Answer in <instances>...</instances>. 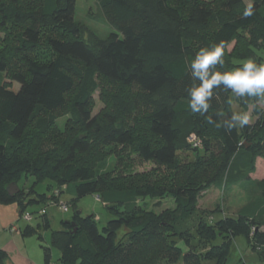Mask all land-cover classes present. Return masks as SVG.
<instances>
[{
  "label": "trees",
  "instance_id": "trees-1",
  "mask_svg": "<svg viewBox=\"0 0 264 264\" xmlns=\"http://www.w3.org/2000/svg\"><path fill=\"white\" fill-rule=\"evenodd\" d=\"M76 1L0 0V204H17L23 217L30 206L24 191L11 197L8 188L27 175L35 185L49 180L52 197L56 190L97 195L115 219L101 232L94 216L77 212L53 232L62 264H224L231 239L241 236L252 250L264 249V181L253 218L210 226L197 210L210 187L233 188L255 172L256 157H264V116L254 127L229 132L205 117H230V91L215 90L205 117L191 113L185 92L193 83L186 61L202 47L225 44V67L218 71L249 58L264 63V0H254L255 15L248 18L245 0H95L116 31L106 38L76 20ZM97 91L104 109L94 116ZM234 98L256 115L253 98ZM59 113L72 115L64 130L57 127ZM191 135L205 149L184 161L181 152L196 150L188 145ZM110 156L114 168L98 171ZM135 159L155 168L135 173ZM166 196L176 201L174 210L158 215L139 206ZM34 232L26 229L23 237ZM218 236L223 244L214 246ZM179 243L190 251L182 254ZM7 260L0 249V264ZM44 261L52 264L49 249Z\"/></svg>",
  "mask_w": 264,
  "mask_h": 264
},
{
  "label": "rangeland",
  "instance_id": "rangeland-1",
  "mask_svg": "<svg viewBox=\"0 0 264 264\" xmlns=\"http://www.w3.org/2000/svg\"><path fill=\"white\" fill-rule=\"evenodd\" d=\"M245 1L246 3L249 2V0ZM76 20L101 38H106L111 35L112 32H116L115 28L109 24L108 18L102 10L99 9L95 0L76 1ZM249 36L250 34L247 32V37ZM234 47L235 44H231L229 52H232ZM245 61L246 60H244V62ZM242 63L239 65H242ZM1 78L3 83L9 85L13 91H19L20 86L6 78V75H1ZM93 97L95 100L93 115L97 116L104 109V104L101 101L99 91L94 93ZM231 102L233 111H242L234 96L232 97ZM61 114L62 113L58 114L60 117L57 120V127L64 130L67 121L72 115ZM255 116L256 115L253 113L254 120L250 126L254 127L258 123L260 117L257 119ZM188 145L190 146L189 141ZM204 149L205 143L202 140L200 146H198L196 150L194 149L195 151H183L180 153V158L184 161H192L196 159L195 154L203 152ZM136 160L137 159H135V161ZM115 165V157L110 156L107 163L97 170L100 172L111 171ZM153 168H155L154 164L139 163L138 161L135 162L133 167L135 173H149ZM262 181H264V157L257 156L255 159V172L250 175L248 181L242 182L233 188L229 186H224L223 188H218L217 186L210 187L207 192L201 193L198 200L197 210L200 215L203 214L202 216H207V221L210 226L218 224L217 222L220 221V219H237L240 215L253 218L256 214L254 213L255 206L257 204L258 207L261 202L258 184ZM50 185L52 184L49 180L35 185L34 178L28 175L18 183L20 190L24 191V200L30 205L23 217L28 214L31 219L30 221H27L25 217L21 218L19 216L20 221L17 222V227L22 231L26 229H32L35 231L33 236L28 237L26 245L31 247L30 251H36L39 254L43 264H45L44 256L46 249L50 250L52 264H62L60 262V252L51 245L53 232L65 229L66 224L76 217L77 212H81L80 217L83 219L94 216L96 225L101 232H104L108 223L115 219V216L97 195L76 198L67 192H63L60 196V190H56L57 186L54 185V190L56 191L53 192L52 197L51 193L47 192ZM57 192H59V195H57ZM45 193H47L46 198L41 197V195ZM52 198H58L59 200L54 201ZM63 204L68 206L67 212L63 210ZM139 206L143 210L154 212L159 215L167 210H174L176 208V201L170 196L164 198H147L140 200ZM45 215L49 220L48 228H45L43 224V217ZM13 231H15V229ZM121 234H124V232H121ZM185 242L187 243V241ZM186 243H179V246L182 248V254L190 251L188 244ZM222 244L223 238L218 236L215 239L214 246H221ZM263 251V248L252 250L248 246L246 238L243 236L236 238V240L231 239V251L224 264H264L262 261ZM219 253L220 251L213 250V255ZM201 264H217V262L214 260H202Z\"/></svg>",
  "mask_w": 264,
  "mask_h": 264
},
{
  "label": "clouds",
  "instance_id": "clouds-1",
  "mask_svg": "<svg viewBox=\"0 0 264 264\" xmlns=\"http://www.w3.org/2000/svg\"><path fill=\"white\" fill-rule=\"evenodd\" d=\"M244 18L255 15L254 0L246 3L243 13ZM225 44L223 42L202 47L196 52L194 58L186 61L188 74L193 83L185 89L187 106L193 115L205 117L211 107L214 96L219 93L215 90L230 91L236 98L255 101V118L264 116V63H257L254 59H247L241 66L233 70L218 71L216 67H225ZM218 116L222 113L217 112ZM253 108L249 106L245 111H233L230 117L220 122H214L211 115L205 117L207 124H214L216 128L242 129L253 123Z\"/></svg>",
  "mask_w": 264,
  "mask_h": 264
},
{
  "label": "crops",
  "instance_id": "crops-1",
  "mask_svg": "<svg viewBox=\"0 0 264 264\" xmlns=\"http://www.w3.org/2000/svg\"><path fill=\"white\" fill-rule=\"evenodd\" d=\"M19 216L17 204H0V249L7 253V264H43L39 254L26 245L28 238L17 227Z\"/></svg>",
  "mask_w": 264,
  "mask_h": 264
},
{
  "label": "built area",
  "instance_id": "built-area-1",
  "mask_svg": "<svg viewBox=\"0 0 264 264\" xmlns=\"http://www.w3.org/2000/svg\"><path fill=\"white\" fill-rule=\"evenodd\" d=\"M188 141H189V143H190V145L193 147V148H198V146H200V143H201V140L196 136V135H191L190 137H189V139H188ZM57 195H59V192H57ZM64 205V204H63ZM63 210L65 211V212H67L68 211V206H66V205H64L63 206ZM25 217V219L27 220V221H30V219H31V217L27 214V215H25L24 216ZM23 217V218H24ZM24 219V220H25Z\"/></svg>",
  "mask_w": 264,
  "mask_h": 264
},
{
  "label": "water",
  "instance_id": "water-1",
  "mask_svg": "<svg viewBox=\"0 0 264 264\" xmlns=\"http://www.w3.org/2000/svg\"><path fill=\"white\" fill-rule=\"evenodd\" d=\"M20 191L19 187L17 185H10L8 188V193L11 197L15 196L16 194H18ZM78 214H81V212H78Z\"/></svg>",
  "mask_w": 264,
  "mask_h": 264
}]
</instances>
